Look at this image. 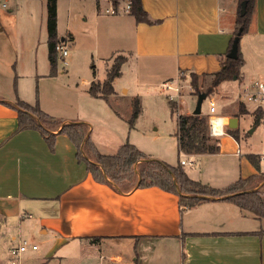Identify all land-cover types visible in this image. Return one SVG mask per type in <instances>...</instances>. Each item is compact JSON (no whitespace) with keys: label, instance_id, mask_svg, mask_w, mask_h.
Segmentation results:
<instances>
[{"label":"crops","instance_id":"1","mask_svg":"<svg viewBox=\"0 0 264 264\" xmlns=\"http://www.w3.org/2000/svg\"><path fill=\"white\" fill-rule=\"evenodd\" d=\"M105 5L103 1L93 0L89 10L93 26L90 24L89 35L93 42L98 44L99 41L106 54V71L115 62V56L123 57L124 62L121 75L112 82L113 94L106 100L88 94L89 84L100 81L95 71L93 79L82 81L88 87L85 99L97 109L104 110L107 104H114L116 81L123 76L125 66L129 69L133 66L141 74L150 70L152 62H158L166 73V80L177 77L179 72L213 74L220 69L230 40L234 38L238 0L236 3L234 0H141L148 17L158 21L155 24L137 23L128 13L105 14ZM89 18L82 19L85 22ZM70 28L68 26L58 36L74 41ZM2 32L0 26V219L3 231L12 242L9 248L20 239H26L25 236L39 237L38 241L32 240V244L37 245L36 250L28 251L40 250V253L21 255L20 264H25L26 260L29 264H80L82 261L84 264H146L155 255L153 245L165 244V241L178 249L180 264H264V236L246 234L264 229V221L255 219L235 204L210 199L186 209L179 205L177 195L157 187L118 191L112 184L92 178L85 164L78 160L75 145L65 133L59 132L60 129L53 132L52 144L39 130L16 131L17 112L9 104L20 99L19 89L15 94L13 89L4 88V80H10L13 75L10 72L16 71V64L9 55L10 40ZM239 45L245 61L240 77L246 84L252 81L250 73L244 72L249 59L253 61L257 57L264 61V0L255 1L249 29L240 36ZM145 82L143 86L147 85ZM143 86L140 88H145ZM138 97L137 93L132 95V99ZM107 111L111 110L107 108ZM191 111L187 107L185 113ZM60 121L61 126L71 122L69 119ZM76 121L89 127L86 137L100 154L113 155L122 145L109 148L92 136L91 121ZM238 126L237 118L236 128ZM215 139L219 149L208 155H241L237 140L227 133ZM222 143L227 146L235 143V147L221 150ZM189 156L187 160L193 164L192 155ZM247 156H240V173L234 174L233 182L256 173ZM215 167L212 175L218 176L216 179L224 177L223 165ZM187 174L193 180L201 182L203 179L198 173ZM259 189H264V184ZM251 218L258 223L253 228L247 222ZM93 238L102 239L93 242Z\"/></svg>","mask_w":264,"mask_h":264},{"label":"rangeland","instance_id":"2","mask_svg":"<svg viewBox=\"0 0 264 264\" xmlns=\"http://www.w3.org/2000/svg\"><path fill=\"white\" fill-rule=\"evenodd\" d=\"M55 1L57 35H62L65 29L71 26L70 29L74 33L75 40L67 38L68 66L64 67L60 60L56 75L49 76L47 17L50 0H0V26L3 28L2 34L10 40L9 45L12 51L9 52V55L12 56V63L16 64V71L11 70L12 72H10V74L13 73L10 80H4V88L13 89L15 94L19 89L20 100L23 99L31 105L37 104L43 111L58 120L87 119L91 121L94 127L92 136L100 139L109 148L129 142L141 151L150 153L155 159L168 162L171 165L178 164L182 159H189V155L178 150L175 131L178 115L185 113L187 107L193 111L196 105L197 96L191 88L190 73H186L180 79V97H177L176 102L173 103L175 106L173 113L165 94L159 92V85L163 79L166 80L167 76L158 62H152L150 70L141 74H138L133 66L130 69L128 66L124 67L123 76L116 81L117 94L116 98H113L118 109L111 103L107 104L104 110L91 107L88 99H85L88 98L85 97V89L88 87L84 86L82 81L93 79L94 71L96 79L103 82L106 77V59H104L106 54L102 52L99 41L98 44L93 42L89 35L90 24L93 26L92 18H89L93 0ZM234 2L236 3V0ZM238 12L239 8L238 11L236 10L237 15ZM83 17L89 19L84 22ZM241 39L244 45V38ZM119 58L124 60L121 56H115L113 61H117ZM255 59L253 61L249 59L247 66L244 67V72L246 75L250 73L252 81H264V61L258 60L257 57ZM141 63L145 65L143 61ZM175 78L176 76L171 79ZM197 78L199 85L206 89L210 86L213 76L198 74ZM15 80L16 88L14 89ZM100 81L93 82L102 84ZM143 82L147 85L143 86ZM242 82L241 78L225 81L213 87L202 103V115L209 117L208 101L212 100L216 104L215 115L226 117L228 120L234 117L233 115L241 104L238 96L240 88L244 85ZM140 86L145 88H140ZM123 89H127L128 92L125 93ZM135 93L139 95L141 110L134 122V127L130 129L128 120L134 101L132 95ZM244 107L247 112L238 117L239 126L237 127L240 156L254 154L260 165V174H264V126L262 124L254 125L253 112L255 109L253 104H247ZM107 108L111 111L108 112ZM252 128L254 131L249 134L248 131ZM224 129L222 136H213L212 138H223ZM98 131L100 134L97 133ZM211 142L214 143V140ZM234 147L235 143L231 146H227L226 143L221 144V150L225 151ZM240 156L230 157L224 153L217 156L219 158L217 159V157L208 154L192 155L193 164H186L182 167L186 173L201 174L203 183H209L214 187H224L234 181L235 173H240L238 164ZM220 165H223L225 169V176L216 179L218 176L212 175V171L216 168L215 166ZM261 184L264 182L259 183L255 190H260ZM262 190L264 189L260 191ZM261 195L264 197V191L261 192ZM247 222L251 228L258 225L252 218ZM0 228L2 229L0 231V264H9L8 249L12 242L9 234L3 231L1 219ZM24 238L31 243H33L32 240H39V237L25 236ZM153 246L156 248L155 255L146 264H180L179 251L173 245L165 241V244L160 243ZM37 253H40V250ZM37 253L27 250L22 254V257ZM26 263L30 262L26 260ZM80 264H84V261ZM137 264L143 263L137 262Z\"/></svg>","mask_w":264,"mask_h":264},{"label":"trees","instance_id":"3","mask_svg":"<svg viewBox=\"0 0 264 264\" xmlns=\"http://www.w3.org/2000/svg\"><path fill=\"white\" fill-rule=\"evenodd\" d=\"M256 0H238L239 12L236 17L233 36L241 31V36L247 33L251 22L252 14L255 8ZM244 5L245 12L242 15L241 9ZM137 23L145 22L155 24L158 21L151 20L141 6V0H132L130 9ZM48 31V60L49 76H55L57 73L58 62L61 60L55 46L65 43L66 38L61 39L57 35L56 27V1L50 0L48 4L47 17ZM233 38L230 40L227 53L232 45ZM124 62L119 58L106 71V78L102 84L91 82L88 88V94L95 98L106 100L113 94L112 82L121 75V64ZM245 64L240 45L238 47L235 59H230L225 54L220 69L211 74L213 79L208 88L203 89L198 82V75L191 73V88L196 96L208 94V92L225 81L239 80L241 68ZM235 78V79H234ZM16 80L14 81V89ZM5 103V102H4ZM174 102L169 101V107L173 113L175 110ZM17 112V130H39L44 138L52 144L53 132L60 129L59 132L65 133L77 149L76 156L79 161L85 164L86 171L92 178L101 183L112 184L113 187L122 192H128L133 188L157 187L163 191L173 193L178 196L179 205L189 209L193 208L210 199H223L231 202L241 210L249 212L255 219L264 221V197L260 190H255L259 183L264 182V174H260V165L254 154H248L247 159L256 170L255 174L245 179H239L225 187L215 188L200 181L191 179L183 169L180 163L175 166L169 165L163 161L153 158L139 150L134 144L126 142L117 148L113 155H102L98 152L94 143L89 137H86L89 127L78 121H71L61 126V121L48 115L35 104L31 105L20 99L15 104H9ZM140 101L135 98L132 104L131 116L128 120L129 128L134 127V122L140 114ZM247 111L243 104H240L237 112L233 115L238 118ZM254 125L262 124L264 120V111L257 109L253 112ZM208 118L200 114L180 113L177 117V147L180 152L188 155H201L217 152L219 149L218 140L213 139L208 132ZM225 133L238 141V128H226ZM214 140V143L211 142ZM259 172V174H258ZM254 234L264 236V229ZM102 238H93V242Z\"/></svg>","mask_w":264,"mask_h":264},{"label":"built area","instance_id":"4","mask_svg":"<svg viewBox=\"0 0 264 264\" xmlns=\"http://www.w3.org/2000/svg\"><path fill=\"white\" fill-rule=\"evenodd\" d=\"M97 2H104L106 5L103 8V12L108 15H116L121 13H130V9L132 6V0H94ZM55 50L57 51L59 57L61 58L62 65L64 67L68 66L67 56L68 49L65 43H60L55 46ZM185 75L184 72H179L178 76L175 79H170L162 82L159 85L161 93L165 94V97L170 102H176V98L180 97L181 85L179 84L180 79ZM241 104H253L254 109H260L264 111V82L259 80H254L249 83L242 85L240 88V94L238 96ZM216 104L212 101H208V132L211 137H217L223 135V129L228 125V119L226 117H221L216 114ZM213 118H218L221 120L220 122V131H216L213 126ZM262 126H264V120H262ZM237 154L239 151L237 150ZM180 164L192 165L191 161L181 160ZM37 245L32 244L27 239H20L18 243L11 248H9L8 253L11 257L9 264H20L21 255L27 250H36Z\"/></svg>","mask_w":264,"mask_h":264},{"label":"water","instance_id":"5","mask_svg":"<svg viewBox=\"0 0 264 264\" xmlns=\"http://www.w3.org/2000/svg\"><path fill=\"white\" fill-rule=\"evenodd\" d=\"M244 12H245V8H244V5H242L241 14L243 15ZM240 36H241V31H239L233 38L231 48H230L229 52L227 53V57L230 58V59H235L236 56H237ZM206 97H207L206 94H200V95L197 96L196 105H195L194 110L192 111V114H196L197 115V114L201 113V106H202L203 101L206 99ZM227 126L230 129H235L236 126H237V118L236 117H231L228 120V125ZM252 131H253V128L249 130V133H252Z\"/></svg>","mask_w":264,"mask_h":264},{"label":"bare ground","instance_id":"6","mask_svg":"<svg viewBox=\"0 0 264 264\" xmlns=\"http://www.w3.org/2000/svg\"><path fill=\"white\" fill-rule=\"evenodd\" d=\"M220 122L221 120L218 118H213V126L215 127L216 131H220Z\"/></svg>","mask_w":264,"mask_h":264}]
</instances>
